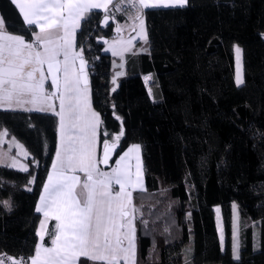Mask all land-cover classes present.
I'll return each mask as SVG.
<instances>
[{"label": "trees", "instance_id": "obj_1", "mask_svg": "<svg viewBox=\"0 0 264 264\" xmlns=\"http://www.w3.org/2000/svg\"><path fill=\"white\" fill-rule=\"evenodd\" d=\"M105 15L92 11L81 22L76 45L102 121L101 145L122 125L118 154L132 144L141 147L145 191L133 195L140 210L136 264H264V0H189L183 8L147 9L148 52L128 58L115 92L113 58L103 48L119 33L114 23L100 28ZM0 16L9 33L34 39L10 0H0ZM235 45L242 51L239 86ZM149 73L157 89L152 97L143 80ZM57 127L52 113L0 109V129L29 154L27 172L0 165V202L11 205L0 203V255L22 264L38 243L35 207L56 151ZM230 144V162L219 166ZM233 204L239 260L232 251ZM81 264L93 262L82 257Z\"/></svg>", "mask_w": 264, "mask_h": 264}, {"label": "snow or ice", "instance_id": "obj_2", "mask_svg": "<svg viewBox=\"0 0 264 264\" xmlns=\"http://www.w3.org/2000/svg\"><path fill=\"white\" fill-rule=\"evenodd\" d=\"M10 2L19 10L34 39L25 40L23 35L9 33L5 19L0 16V109L51 112L58 117L59 144L52 170L35 207V212L42 213L43 219L36 233L40 243L35 245L34 255L29 257L30 264H81L82 257L93 264H121V261L136 264L135 221L140 210L133 203V192L145 191L140 145L133 144L120 155L110 172L101 170V164L108 165L124 130L121 125L112 142L103 141V157L98 159L96 153L102 121L91 105L83 49L77 50L76 45L81 22L93 10L102 9L107 13L113 0ZM130 2L133 6L138 5L135 16L139 20L138 35L147 41L144 21L139 13L148 8H183L189 0ZM109 19V15L104 16L105 26ZM36 28L39 31H35ZM116 31L119 33L121 29L117 27ZM125 45L130 46L131 40L114 41L105 50L122 58L124 52L129 51ZM235 53L236 84L239 86L244 82L240 72L241 49L236 47ZM123 74L116 73L113 85ZM49 79L51 91L45 88ZM112 91L115 92L116 88L113 87ZM116 119L120 120V117ZM0 135H7V132ZM16 147L24 156L28 155L22 145ZM5 158H8L7 153L0 157V163ZM8 159L11 162L7 167L28 171L27 165L15 157ZM78 173L84 175L83 180ZM34 182L35 178L29 181L30 184ZM114 186H118V190L114 191ZM0 203L11 210L8 201ZM216 211L219 214V208ZM49 221H55L51 232ZM142 223L146 225L147 221ZM220 231L223 243L222 227ZM45 236L49 237L51 246H45ZM232 251L234 259L239 260L238 242L233 244ZM6 259L11 264H22L11 256ZM0 264H5V260L0 259Z\"/></svg>", "mask_w": 264, "mask_h": 264}, {"label": "crops", "instance_id": "obj_3", "mask_svg": "<svg viewBox=\"0 0 264 264\" xmlns=\"http://www.w3.org/2000/svg\"><path fill=\"white\" fill-rule=\"evenodd\" d=\"M115 1L116 0H113V3ZM111 5L109 6V9H110ZM109 9H108V11H109ZM148 9H152V8H148ZM146 10L147 9H144L141 13H139L141 15L143 21H144V30H145V32H146V25H145L144 12ZM93 11H100V12H103L104 14H107L108 13V12L105 13L102 9H96V10H93ZM112 20H113V23H114V28L117 29V27H119L121 29V31L119 32L118 37H116L114 39H111V40L108 41V43H106V45L103 48V52L105 54L110 55L113 58V75H112L111 82H112L113 78L116 76V73L117 72H123L124 73L122 76H119V77L116 78L117 79V83H118V80L120 78L124 77L126 75V73H127L126 65H127L128 58L131 57V56H136V55H140V54H144V53H147L148 52V44H147L148 39H147V41H145V40L141 39L140 36L138 35V33L140 32L139 20H136L135 18L132 19V20H129V21H121V22L116 21V19H114V18H112ZM36 31H39V29L36 28ZM146 34H147V32H146ZM117 40H123L125 42H127L128 40H131V45L130 46L125 45V46H128L129 47V51L124 52L122 58L120 56H113L112 55V52L110 50L109 51H106L105 50V49H108L109 46L114 41H117ZM120 65H123V67H120ZM77 66H78V62H77ZM145 77H149V79L146 80ZM152 79H153V75L150 74V73L143 75L144 83H145L146 88L148 90V93H149V95L151 97L157 92V89L152 86ZM49 85H50V79L45 82V88L47 90L51 91L52 89L49 87ZM112 85H113V83H112ZM116 86H117V84L116 85H113V87H115V88H116ZM113 87H112V89H113ZM89 94H90L92 108H93V110H95V108H94V106L92 104V94H91L90 87H89ZM26 107H30V105H27ZM17 110H19V109H17ZM44 113H51V112H44ZM100 126H99V136H98L97 153H96L98 159L101 158V152H102V149H103V145H101V143H100ZM115 135L116 134L108 135L105 140H108L109 142H112ZM58 144H59V132H58V127H57V146H58ZM132 145H129L121 153H119L116 156L115 161L118 160L119 159V156L120 155H123V153L125 151H127V149L129 147H131ZM57 146H56V149H57ZM55 154H56V151L54 153L52 162L55 160ZM140 157H141V161H142L141 147H140ZM115 161L113 162V164L111 165V167L115 165ZM52 162H51V165H50V168H49L48 173L51 172V170H52ZM132 163H133V165H135V160H133ZM142 167H143V163H142ZM100 168H101V170L104 169L101 166H100ZM133 171H135L134 168H133ZM78 174L81 176V179L83 180L84 179V175L82 173H78ZM47 176H48V174H47ZM47 176H46V180H45L44 183L47 182ZM143 184H144V188H145V183H144V170H143ZM115 190H118V186H114V191ZM42 191H43V186H42V189L40 191L39 197H40ZM77 191L80 192L81 190L78 188ZM135 192H133V195H134ZM39 197H38L37 204L39 203ZM216 207L214 208L215 209V219H216V224H217L218 236H219V239H220V242H221V233H220V227L218 225V221L220 219V222L222 224V217H221V212H219V214H217V211H216L217 208ZM38 214L40 215V220L43 219L42 213H38ZM40 220H39V222H40ZM54 225H55V221H49L48 229H49L50 232L54 229ZM38 229H39V223H38L37 231H38ZM239 229H240V226H239V217H238V213H237V208H235V209H233V233H232V243L233 244L234 243H237V242L239 244ZM224 240H225V235H224V232H223V243H221L222 247L224 246ZM38 243H40L39 237H38ZM44 244H45V246H51V242H50V239H49L48 236H45ZM136 261H137V243H136ZM121 263H123V261H121ZM28 264H30V260H29V263Z\"/></svg>", "mask_w": 264, "mask_h": 264}, {"label": "rangeland", "instance_id": "obj_4", "mask_svg": "<svg viewBox=\"0 0 264 264\" xmlns=\"http://www.w3.org/2000/svg\"><path fill=\"white\" fill-rule=\"evenodd\" d=\"M108 14H110V15L112 14V12H110V9L108 11ZM111 17H113V16H111ZM132 19H134V18H132ZM132 19H129V20H132ZM129 20H124V21H129ZM236 47H239V46L235 45V48ZM235 48H234V50H235ZM235 72H236V75H237L236 53H235ZM240 72H241V76H242V79H243L242 51H241V61H240ZM4 132H5V130H1L0 129V134H2ZM17 144L23 146V144L20 143L15 138H9V137H7V135H0V157H3V154L7 153V157L8 158L15 157L21 164L27 165L25 159H27V157H29V154L27 156H24L23 152L21 151V149L16 147ZM23 151H26L28 153V151L25 149L24 146H23ZM230 157H231V144L228 145V147L226 148V150H225V152H224V154H223V156H222V158H221V160L219 162V166L227 165L230 162ZM8 158H5L4 162L0 163V165L6 166L7 163H10L11 160L8 159ZM113 167H115V165L110 167V168H108V169H102V171L110 172ZM14 169L19 170V167L14 168ZM216 208H219V210H220L219 206L216 207ZM222 224H223V222H222ZM222 224H221L220 219H219L218 225H219L220 229L223 226ZM216 226H217V224H216ZM222 229H223V227H222ZM223 232H224V229H223ZM220 233H221V231H220Z\"/></svg>", "mask_w": 264, "mask_h": 264}, {"label": "built area", "instance_id": "obj_5", "mask_svg": "<svg viewBox=\"0 0 264 264\" xmlns=\"http://www.w3.org/2000/svg\"><path fill=\"white\" fill-rule=\"evenodd\" d=\"M137 8H138V5L133 6V3L130 2V0H116L111 5L110 12H112L113 16H119L123 20H129V19L135 18V16L137 15ZM7 256L13 257L12 255H9V254H1L0 259H4L5 263H11V261H8L6 259ZM17 260H20V259H17Z\"/></svg>", "mask_w": 264, "mask_h": 264}, {"label": "water", "instance_id": "obj_6", "mask_svg": "<svg viewBox=\"0 0 264 264\" xmlns=\"http://www.w3.org/2000/svg\"><path fill=\"white\" fill-rule=\"evenodd\" d=\"M109 17H110V19H109V23H108L107 26H105V25L103 24V19H104V17L102 18V20H101V22H100V28H101V29H105V28L109 27V26L113 23L112 17H111V16H109ZM118 149H119V144L117 145V148H116L115 151L113 152V154H112V156H111V159L109 160L108 165H103V164L100 165L102 168H104V169H108V168L111 167V165L113 164V162H114L115 159H116V156L118 155ZM102 157H103V149H102V152H101V158H102ZM101 158H100V159H101Z\"/></svg>", "mask_w": 264, "mask_h": 264}]
</instances>
